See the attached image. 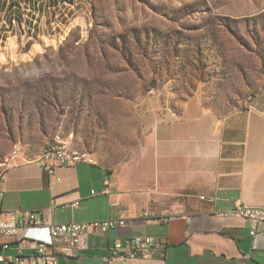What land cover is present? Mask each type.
<instances>
[{
    "label": "rangeland",
    "instance_id": "374dc122",
    "mask_svg": "<svg viewBox=\"0 0 264 264\" xmlns=\"http://www.w3.org/2000/svg\"><path fill=\"white\" fill-rule=\"evenodd\" d=\"M154 80L177 106H246L264 92V0H0V178L51 140L117 168Z\"/></svg>",
    "mask_w": 264,
    "mask_h": 264
},
{
    "label": "crops",
    "instance_id": "0c3cea01",
    "mask_svg": "<svg viewBox=\"0 0 264 264\" xmlns=\"http://www.w3.org/2000/svg\"><path fill=\"white\" fill-rule=\"evenodd\" d=\"M177 103L170 82L145 91L139 145L117 168L87 161L49 176L35 159L10 165L0 178V209L41 212L52 223L125 221L88 236L74 258L60 240V264H100L114 240L145 236L162 244L155 257L112 264H264V223L252 237L244 219L214 215L237 203L264 206V92L223 115L199 91ZM105 187L109 194H101ZM37 241L53 253L45 229L20 228L0 239V256L28 257Z\"/></svg>",
    "mask_w": 264,
    "mask_h": 264
},
{
    "label": "built area",
    "instance_id": "2783aa9c",
    "mask_svg": "<svg viewBox=\"0 0 264 264\" xmlns=\"http://www.w3.org/2000/svg\"><path fill=\"white\" fill-rule=\"evenodd\" d=\"M35 161L44 173L55 176L56 171L60 168L74 167L78 163L90 160L86 153L70 147L66 142L51 140L44 145ZM56 180L60 181V178L56 177ZM92 194L94 195V192ZM101 194H109V188L105 187ZM1 197L0 192V199ZM71 205L76 207L78 202ZM214 215L219 218L244 219L250 226V235L254 237L259 225L264 223V206H247L237 203L230 210L215 212ZM124 225V220L115 218L99 221L52 223L49 217L41 212L15 210L5 213L0 209V239L16 236L20 228L45 229L53 249V253H48L47 244L37 241L32 255L23 257L19 254L9 258L0 256V262L3 264H60L56 254V245L60 240L65 241L62 253L66 257L74 258L86 244L88 236L94 233L108 234L111 230L121 228ZM161 247V242L150 236L116 239L106 249L100 264H112L116 261L126 263L136 258H153L158 254ZM2 248L6 249L8 245L3 244ZM244 258L248 259V256H244Z\"/></svg>",
    "mask_w": 264,
    "mask_h": 264
},
{
    "label": "trees",
    "instance_id": "16d2710c",
    "mask_svg": "<svg viewBox=\"0 0 264 264\" xmlns=\"http://www.w3.org/2000/svg\"><path fill=\"white\" fill-rule=\"evenodd\" d=\"M13 4L12 3H9L8 4V6H7V9H9V8H13ZM14 21V20H13ZM157 83H158V81H152V83H151V85L150 86H148V87H144V89H145V91H149V90H151V89H154L155 87H156V85H157ZM189 97V96H188ZM206 106V105H205ZM207 107V106H206ZM209 108V107H208ZM230 112V111H229ZM228 113V112H227ZM224 114H226V113H224ZM221 115H223V114H221Z\"/></svg>",
    "mask_w": 264,
    "mask_h": 264
}]
</instances>
